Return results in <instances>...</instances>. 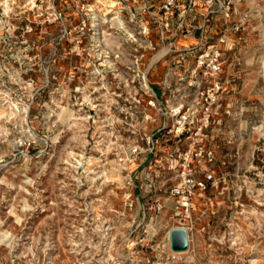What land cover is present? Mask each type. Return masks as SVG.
<instances>
[{
  "label": "rangeland",
  "instance_id": "374dc122",
  "mask_svg": "<svg viewBox=\"0 0 264 264\" xmlns=\"http://www.w3.org/2000/svg\"><path fill=\"white\" fill-rule=\"evenodd\" d=\"M33 1L0 0V264H264V0L240 1V31L234 13L213 21L210 40L226 37L210 131L217 185L182 220L169 194L135 191L119 173L103 126L111 115L85 107L95 68L86 62L98 51L59 44L60 27L44 24L49 0ZM56 1L74 23L88 5L99 8ZM196 9L207 11L204 0ZM182 226L190 248L169 261V232Z\"/></svg>",
  "mask_w": 264,
  "mask_h": 264
},
{
  "label": "built area",
  "instance_id": "2783aa9c",
  "mask_svg": "<svg viewBox=\"0 0 264 264\" xmlns=\"http://www.w3.org/2000/svg\"><path fill=\"white\" fill-rule=\"evenodd\" d=\"M90 1L99 8L88 5L74 23L56 0H49L44 24L59 26V44H72L79 55L87 47L98 51L99 57L86 62L95 68L87 75L85 107L111 115L103 126L112 130L109 148L128 185L169 194L174 217L190 218L197 195L217 185L215 171L208 168L216 160L210 131L224 92L226 37L213 41L209 35L222 14L234 13L239 18L235 31L244 29L248 16L237 8L241 0H204V13L196 9L199 0ZM180 38L197 44L179 47ZM161 63L170 65L156 81ZM124 98L134 105L122 104ZM140 98H146L144 107ZM164 208L165 203H156L157 211ZM179 228L190 234L188 227ZM171 253L169 261L182 254Z\"/></svg>",
  "mask_w": 264,
  "mask_h": 264
},
{
  "label": "water",
  "instance_id": "95a60500",
  "mask_svg": "<svg viewBox=\"0 0 264 264\" xmlns=\"http://www.w3.org/2000/svg\"><path fill=\"white\" fill-rule=\"evenodd\" d=\"M170 248L175 253H183L189 250L188 232L184 228L172 229L170 231Z\"/></svg>",
  "mask_w": 264,
  "mask_h": 264
},
{
  "label": "bare ground",
  "instance_id": "6f19581e",
  "mask_svg": "<svg viewBox=\"0 0 264 264\" xmlns=\"http://www.w3.org/2000/svg\"><path fill=\"white\" fill-rule=\"evenodd\" d=\"M71 116V115H70ZM189 236V235H188ZM169 237H170V233H169ZM190 242V241H189ZM190 248V247H189ZM185 253V252H184Z\"/></svg>",
  "mask_w": 264,
  "mask_h": 264
}]
</instances>
